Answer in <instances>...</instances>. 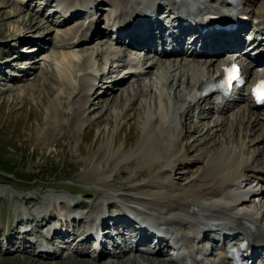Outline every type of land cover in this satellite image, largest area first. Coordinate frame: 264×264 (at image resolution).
I'll return each mask as SVG.
<instances>
[{
    "label": "rangeland",
    "instance_id": "374dc122",
    "mask_svg": "<svg viewBox=\"0 0 264 264\" xmlns=\"http://www.w3.org/2000/svg\"><path fill=\"white\" fill-rule=\"evenodd\" d=\"M75 1L78 5V0ZM46 2L0 0V160L13 169L10 179L0 172V264H174L165 249L164 257L150 256L139 249L122 255L119 249L113 248V239L108 246L106 243L98 245L96 240L86 238V234L84 236V230L100 214L106 217V223H111L113 218L110 217L118 215L107 216V207L110 206L114 208V214L140 210L149 213L154 208L153 214L162 221L161 214L169 207L153 201L154 194L161 192L153 186L165 176L161 175L162 171L168 170L174 185L182 188L204 169L208 156L219 152L226 139L231 138L241 145L242 134L236 131L232 136L233 131L228 130H218L214 134V130L208 129L216 124L219 117L201 115L199 108L187 110L181 118L182 130L187 133L182 134L180 130L177 134H181L183 145L188 144V152L180 157L177 152L173 155L175 157L164 155V159L173 158V164H176L172 173L167 161L153 157L155 151L163 152V143L168 140L165 136L161 138L157 128L152 130L151 151L145 153L151 155L144 158L140 154L147 139L144 124L149 125L153 112L159 107L161 90L171 100L182 99L192 82L187 80V74L191 73L193 65L182 69L186 77L181 79L180 86L172 82L177 75L178 63L172 64L173 67L167 66L164 58L153 54L151 62L157 65L150 73L122 77L125 73L117 70V66L127 64L133 55L125 51V46L122 47L123 39L117 49L113 46L112 35L69 48L71 42L66 31L71 33L76 26L83 30L80 27L86 25L89 13L84 10V20L71 22L70 19L66 24L56 26L63 15L53 12L55 8L54 5L49 7L50 0ZM86 2L97 4V0ZM106 4L103 0L97 7L101 14L97 13L100 17L97 26L105 31L106 19L110 16ZM28 20L33 23L40 21L41 29L36 32L24 26ZM165 24L169 25L168 19ZM241 37L248 41L245 34ZM117 51L120 52L119 57H113V52ZM64 53L77 57L71 61L67 90H63L59 83V70L66 66L57 62L59 55ZM85 57H90L93 62L87 75L95 86L99 80L108 82L91 90L89 103L82 105L78 89L79 84L86 81V74L81 67L74 69L73 64L80 63ZM14 58L17 60L13 61ZM19 72L25 76L15 80L11 75L18 77ZM42 82L53 89L52 96H47V91L41 87ZM51 102L57 106L55 116L48 111ZM206 107L208 105L202 104L201 109ZM231 110L223 116L229 117ZM197 125H201V130H190ZM262 131L264 133V128ZM205 132L202 140L200 134ZM245 154L254 158L256 170H264V145H248ZM255 174L251 172L247 177L254 176L249 186L258 191L259 197L250 198L245 204L261 215L264 213V184L258 181L263 177ZM161 187L167 190L163 180ZM28 216L30 219L25 228L32 230L30 234L23 235L22 219ZM55 229L61 234H74L71 248L60 251L67 236L63 242L54 244L52 250L55 255L52 256L37 257L33 249L26 247L33 242L41 243L38 237L50 235ZM76 244L82 248L81 252L74 248ZM105 244L104 257L100 258L102 251L99 249ZM4 248L8 249L7 252L3 251Z\"/></svg>",
    "mask_w": 264,
    "mask_h": 264
},
{
    "label": "bare ground",
    "instance_id": "6f19581e",
    "mask_svg": "<svg viewBox=\"0 0 264 264\" xmlns=\"http://www.w3.org/2000/svg\"><path fill=\"white\" fill-rule=\"evenodd\" d=\"M50 1L51 4H49V7H51L50 5H54L55 3L54 0ZM60 1L63 2L64 0ZM65 1V6L60 8L58 12H54L56 14L63 15L62 21L56 22V26L57 24L58 26H62L66 24V22H68V20L70 19L71 22L72 20L74 21L77 19L84 20V13L82 12L83 10H87V12L89 13L86 25L82 27H80L81 25L79 26L80 28H83V30L78 29V26H76V30H73L74 32L71 31V33H67L66 31L65 34L66 36L70 37L69 42H71L69 48L77 47L82 43L98 39L104 35H107L110 38L111 32H108L107 30L105 31L103 28H98L97 26L100 20V17H97V13L100 14V10L97 7L98 4H100L103 0H97V4L95 2L96 5L86 2V0H78V5L75 0ZM104 1L107 2L106 10L110 11V16L106 19L107 28L112 22L114 13L118 12V19L134 18L139 17L141 14H144V18L147 19H145L143 22H146V20H148L149 22L142 24L140 31H148L154 25H158V27H160L162 30L166 29L164 24L161 23L160 25L158 23L159 20L155 19V17L157 16L156 13H158L160 10L170 9V15L174 17L177 13L179 14L180 12L185 17L184 20H186L191 17H201L202 13L205 11L220 12V10H223L226 6V0H190V3L187 0ZM237 1V7H240L242 9L249 20L248 23L251 25H249V27L248 24L245 23L242 25V31L239 32V37L241 39L238 38V41H240L238 44L239 46L236 45L234 48H236L237 46L240 47L242 42L244 44L246 43V40L241 37L242 34H245V37H247L251 36L256 29L264 31V0ZM48 2L49 0H47L46 4ZM77 6H79V8L76 9ZM75 9L78 11H76ZM232 9V4H229L227 10L230 11ZM80 13L82 14L81 16ZM44 18L47 19L48 16H44ZM174 22H177V20H174ZM178 22L181 23L183 22V20L181 22L178 20ZM40 24V21L36 20L33 23V21L28 20L26 24L23 25L28 28H32V30L37 32L39 29H41L39 26ZM93 29H96L97 32H94ZM141 33H144L143 36H146L148 34L147 32L136 33L131 44L127 47L125 46V51H127L128 53L132 52L133 54H139V56H132L133 58L128 59V63L124 64L125 67L120 65L117 66V68H119L121 72L124 71L125 73L122 77H127L128 75H132L133 77L138 75H146L147 73H150V70L154 67V65H157L156 63L151 62V60H153V57H151L152 53L149 51V47L137 40L138 38H140L141 40L145 41L144 43L148 44L150 43V41H152L151 39L155 40V38L149 35L146 37V39H144L143 37H140ZM123 37L128 36L124 34V32H122L119 33L115 39L112 38L113 46L115 47V49H117L118 46L122 44ZM223 37H225V39L227 40L237 39L236 35L233 33L223 34ZM252 41L254 40L252 39ZM253 43H255V41ZM257 44L258 50L262 49L260 47L264 46V40L259 41ZM216 45H219V43L217 42ZM219 49H221L220 51L223 50V48ZM236 52L237 51L232 49L233 54H235ZM226 53H229V51L227 50ZM119 54L120 52L117 51L113 52L112 55L113 57H119ZM10 55H13V53H11ZM28 56L30 57L32 55ZM186 57H190L191 63H193L194 67H191L192 71L190 70L191 73L189 72L190 76H188L189 73L187 74V80H190V82H192L182 99L173 98V100H171L170 97L161 90L159 94V107L153 112L152 119L149 122V125H147L148 127L146 126L147 123L144 124L143 131L144 134L147 135V139L145 141L146 145L144 144L145 147H142L140 154L143 155L144 158L151 155H146L145 153H147V151L149 150L151 151L152 147L150 144V140H153L152 130L154 128H157L158 134L161 136V138L165 136L168 140L163 143V152L155 151L153 157L154 159L157 158L161 161H167L166 163H169L172 173L176 164H173V158H170L171 160L167 157V159H164V155L173 156L177 152L180 157V155L188 152V144L183 145L181 134L179 135L177 133H180V130H182L181 118L183 115H185V113H187V110L191 111L198 108L199 112H202L201 115L208 114L210 118L212 114L215 113V111H219L220 117L217 118L219 120L216 122V124L213 123V126L209 128L208 131L211 130L212 132L214 130V134L218 130L233 131L232 136H235V132L239 131L242 134H240L242 136L241 145H237L235 143L236 141L234 142V140L231 138L226 139L225 142L220 146L221 149L219 152L213 153L208 156L209 158L204 169L197 176H194L191 181L184 187L182 186V188L174 185V183L171 181L170 176L168 175V170H164V172L162 171L161 175L165 176L163 177L164 179H161L165 183L167 190L164 191V188L161 187L162 180H156L157 182L153 186V188L155 189H161V192L154 194L155 200L153 199V201H155V203L162 202L161 204H167L166 206L169 207L168 211L161 214L163 216L162 221L157 214H153V212L155 211L154 208H151L149 210V213L138 209L140 211H137V213L122 211L121 213H124L125 217L123 216V214L119 213L118 216L111 217L113 218L111 223H106L107 219L104 215H97L95 216V219L99 221L98 225L97 223H95V221L93 222L94 227L98 226L100 228L103 223V225L106 226L107 229L110 228L112 230L113 228H116L118 230H124L125 228L132 229L136 225L134 221L143 220L144 222H146L145 220H147L152 221L153 223L157 220L158 222H156L155 227L162 235L163 241L167 238L169 240H173L178 248L176 249L175 253L179 256V259L174 264H202L204 259L210 261L209 259H207V256H203V253L199 248V244H201V242L197 243V241L200 236L206 237L208 236V234H211L210 232L212 231H214L212 232V237H222L224 240L230 239L232 241V244L238 241L237 238L239 236H242L243 239H246L250 242L251 248L258 249L256 255H258L259 258L256 264H264V224L262 223L264 219V213H261V215H259L255 212V210L249 209L245 204V202L249 201L250 198L259 197L257 193L258 191H255L252 187L249 186L250 182L252 183L254 176L250 175L249 177H247L248 174L253 172L256 173L255 175L257 176L262 175L263 179L260 178L258 182L264 184V170H256L253 167L255 162L254 158L250 155L245 154V150L248 145H250L251 147L264 145V133L262 131V129L264 128V108L257 109L247 95H238L233 98L221 99L220 103L215 104L214 102L212 103V99L210 97H205L202 95V90L210 82L215 80V74L218 71V68L220 66L219 61L222 57V54H220L219 52H215V54L212 55L206 54L205 56H187L185 53H180L179 51L172 53L163 52L161 58L165 59V65L172 66V64L174 65L178 63L175 70L177 75L172 79V82L174 81L178 86H180V81L185 76L183 70L187 67H190V63L185 60ZM76 58V56H70L65 53L59 55V57L57 58V62L59 61L61 64L66 66L65 69L61 68L59 70V83L63 87V90L68 89L67 81H69L70 79L69 70H71V61ZM244 58L245 60H248V63L244 68L245 76L247 79L249 77H252L253 75H255L256 79L264 77V55L260 56L256 61H251L250 57H248L247 55ZM15 60H17V58H14L13 61ZM92 65L93 62L91 61L90 57H85L81 60L80 63H76L75 65L73 64L74 69H79L81 67V70L83 69L82 71L86 74V81L79 84L80 88L78 89V95H81L82 97V105H86L89 103L88 95L91 90L99 87L100 83L103 84L108 82L99 80V82L95 86L93 79L87 75L88 69ZM250 65L260 66L261 69L259 71L252 70L249 68ZM132 70H134V72H130ZM16 76L17 75L14 76V79H19L16 78ZM19 76L23 78L25 75H22L21 72H19L18 77ZM120 81L123 80L120 79ZM41 84V87L47 91V96H52L54 92L53 89H49V86L43 82ZM122 92H124V90ZM210 102V107L200 109L202 104L207 105ZM230 109L232 110L229 117H224L223 115L226 114V112ZM48 111L53 116L56 115L57 106L54 102H51L49 104ZM239 121L243 123V126L241 122L238 123ZM200 128L201 125H197L194 128H190V130L199 131L201 130ZM181 132L182 134L187 133V131L183 132V130ZM200 135L203 140L205 139L204 136L206 135V132L201 133ZM168 151H170L169 154H167ZM130 213L134 217L133 219L128 216V214ZM29 219L30 218H28L27 220ZM44 225L45 224H43V226ZM47 225L48 223L46 224V226ZM110 231L108 230V234L104 236V234H102L103 231L101 229H97V237H95L93 234H91L93 230H87V232L85 233L86 236H84L86 238H91L99 241H102L103 238H107L108 240H110L112 238ZM50 233H53L52 238L47 240L50 245L54 246L55 241H58V239L60 240L62 238L64 239L67 236L68 241L63 243L60 251H65L72 247L71 242H74L75 240L74 234H61V231H58V229H55ZM28 234H30V232L23 233V235ZM75 235L76 237L78 236L76 233ZM137 235L138 234L132 230L130 237L136 239ZM41 237L42 235L39 238ZM139 241L144 243V247H149L148 249H145L144 253L150 256H165V246H163V243L150 247V245L152 244V240L146 239L144 236H140ZM77 244L74 248L81 252L82 248L77 247ZM27 246L28 248L32 249L35 248L36 244L33 242L31 245ZM100 250L102 252L99 254V257L102 258L105 254L106 244L101 246ZM4 251H6V249ZM121 254L124 255L126 253L123 251L121 252ZM60 256H62V254H60ZM38 257L43 258L42 254H40V256ZM226 260V250L225 247H223L221 250L220 248H218L216 256L214 257L213 261H210V263L219 264L220 262H224Z\"/></svg>",
    "mask_w": 264,
    "mask_h": 264
},
{
    "label": "trees",
    "instance_id": "16d2710c",
    "mask_svg": "<svg viewBox=\"0 0 264 264\" xmlns=\"http://www.w3.org/2000/svg\"><path fill=\"white\" fill-rule=\"evenodd\" d=\"M0 172L3 173V176L7 177L8 179H10V175H12L13 173V169L10 167H8L7 165H5L1 160H0ZM19 179L17 177H13L12 179ZM32 180V179H30ZM28 180V181H30Z\"/></svg>",
    "mask_w": 264,
    "mask_h": 264
},
{
    "label": "snow or ice",
    "instance_id": "6c2138e0",
    "mask_svg": "<svg viewBox=\"0 0 264 264\" xmlns=\"http://www.w3.org/2000/svg\"><path fill=\"white\" fill-rule=\"evenodd\" d=\"M233 71H235V69H233ZM255 94L259 101L264 102V83L258 86V88L255 90Z\"/></svg>",
    "mask_w": 264,
    "mask_h": 264
}]
</instances>
